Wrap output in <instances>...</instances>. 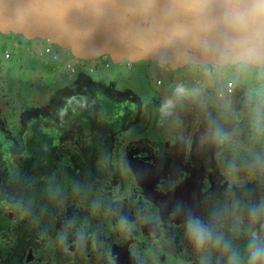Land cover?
I'll return each instance as SVG.
<instances>
[{"label":"flooded vegetation","instance_id":"obj_1","mask_svg":"<svg viewBox=\"0 0 264 264\" xmlns=\"http://www.w3.org/2000/svg\"><path fill=\"white\" fill-rule=\"evenodd\" d=\"M4 50L0 64L8 60ZM71 58L76 64L66 66L68 77L97 69L107 77L105 56ZM49 60L45 66L53 71L58 55ZM124 61L130 69L133 62ZM191 69L204 72L212 100L236 94L237 80L221 84L209 65L181 67L178 84L197 88ZM110 77L116 86L125 84L117 88L110 113L80 95L54 100L53 109L40 110L44 115L25 119L19 150L9 148L0 120V264H229L232 250L245 257L250 232L264 237V211L251 216L264 204V132L244 134L236 115L224 124L206 116L211 101L200 104L197 95L172 115L155 116L143 92L128 89L130 78L120 71ZM156 85L163 82L157 78ZM67 88L74 95L83 84L70 79ZM97 122L109 131L101 163L87 150L90 126ZM93 161L97 170L89 177ZM43 185H50V198L33 205L29 193ZM189 215L200 218L220 244L197 250L186 235Z\"/></svg>","mask_w":264,"mask_h":264},{"label":"water","instance_id":"obj_2","mask_svg":"<svg viewBox=\"0 0 264 264\" xmlns=\"http://www.w3.org/2000/svg\"><path fill=\"white\" fill-rule=\"evenodd\" d=\"M224 17V0H211L203 20L180 12L175 0H0V34L55 43L76 59L108 56L115 64L143 60L171 69L215 65L198 40H218ZM201 24L214 28L205 33Z\"/></svg>","mask_w":264,"mask_h":264},{"label":"rangeland","instance_id":"obj_3","mask_svg":"<svg viewBox=\"0 0 264 264\" xmlns=\"http://www.w3.org/2000/svg\"><path fill=\"white\" fill-rule=\"evenodd\" d=\"M16 41H20V46L15 45ZM6 45L7 47L4 48ZM45 47L49 48L48 52L45 50ZM4 49L8 50L9 57L7 61L0 64V120L3 121L1 126L3 132L1 133H3L6 140L8 139L10 141L11 146L9 145V148H14L15 150L21 149L19 138L24 129L25 119L41 114L40 110L43 108L53 109L54 100L60 99L62 102H65L69 97L80 95L85 98V100L89 101V103H96V101H99L105 105L106 113H110L114 109L112 102L119 100L117 98L118 95L115 94V92L117 93V88L120 89L122 85H125L123 82H116L118 84L116 86V84L112 82L115 80L110 76L120 71L124 77L131 79L128 89H130L131 92L137 90L142 91L147 102H151V108L155 114V112H160L159 108L162 101L172 95L174 88L171 82L174 80V83H180L179 74L182 72L181 67L171 69L167 65H159L153 61L143 60L131 63L129 69L126 68V66H128L126 61L115 64L108 56H105V60L109 62L110 67L104 70V74L110 78L103 77V73L99 69L91 75L80 71L77 75L74 74L68 77L67 74H65V72L68 73L66 66L69 64H76L71 58V52L68 48H62L55 43H48L39 38L26 39L20 34L9 33L0 34V58H2V51ZM54 54H57L59 59L56 63L61 65H56L55 68H52V71L51 68L45 66V64L50 61L49 57ZM43 57H48V59L42 60ZM94 63L97 65L99 62L95 60ZM106 65L108 66V64ZM53 66H55V64H53ZM209 66L215 67V65ZM157 67L161 70L158 73ZM188 75L200 81L192 84H196L197 88L191 86V88L199 90L197 99L201 101L200 104L204 101H211L212 106H210V108L213 107V110H206V116L218 118L220 119V123L222 124L223 122L224 124L225 122L232 121V118L236 115L239 118L238 120L243 121L244 125L241 128V130H244L243 133L247 134V132H250V134H252L251 131H253V126L251 121L253 118V109L255 107V98L247 94V91L259 84L255 74L249 76L247 79L242 77L238 79L237 82L236 79L231 76H219L221 84H225L227 79L235 81V89L237 92L225 99L216 100H212L207 92L206 85L208 78L204 77L203 71L199 72L196 69H191V73ZM69 78L73 83L80 80L83 84V88H79V91L74 92L76 93L74 95L69 94L71 90L67 88L70 81ZM157 78L163 82L162 86L156 85ZM139 81H142L141 86L138 85ZM164 82H166V84ZM189 83L191 84L190 79ZM57 88L58 92L56 94L55 91H57ZM87 93H90L91 96H88ZM104 93H106L107 96H105ZM125 96L126 95H123V97ZM175 112H177V109ZM155 116H157V114H155ZM150 119L152 120L153 117ZM233 124L236 123L233 122ZM71 131L77 132L78 128L73 126ZM118 136L119 135H117L116 140L119 139L120 136ZM65 141L66 139H62L61 143ZM70 142L75 144L72 139H70ZM115 156L116 154L112 157L113 162L115 161ZM262 157H264V154ZM261 166H264V163H262ZM262 174L264 175V170Z\"/></svg>","mask_w":264,"mask_h":264},{"label":"clouds","instance_id":"obj_4","mask_svg":"<svg viewBox=\"0 0 264 264\" xmlns=\"http://www.w3.org/2000/svg\"><path fill=\"white\" fill-rule=\"evenodd\" d=\"M211 0H175V7L182 13L197 14L200 20L207 15ZM224 28L221 37L210 42L206 36L198 40L200 48L215 56V74L220 77L231 76L236 80L247 79L255 74L259 87L252 90L255 97L252 126L255 132H264V0H224ZM203 32L213 30L214 25H200ZM178 35H185L183 31ZM199 90L178 84L170 97L165 98L159 108L161 118L168 117L179 104L195 97ZM215 135V134H213ZM264 211L252 209L251 216ZM186 235L197 250L204 249L213 239L210 228L200 218L189 215L185 220ZM227 247V245H225ZM229 264H264V237L255 230L250 232L246 256L232 250Z\"/></svg>","mask_w":264,"mask_h":264},{"label":"trees","instance_id":"obj_5","mask_svg":"<svg viewBox=\"0 0 264 264\" xmlns=\"http://www.w3.org/2000/svg\"><path fill=\"white\" fill-rule=\"evenodd\" d=\"M34 135V132L31 133ZM90 134L92 139L88 142V153L91 155V159L96 160L98 162H102L105 160V156L107 155L109 149V140L108 135L109 131L106 129V126L102 122L92 123L90 126ZM33 138L30 136L28 143L32 142ZM49 150V148H48ZM89 159V158H88ZM97 167L95 162L88 163V167L86 171L89 177L92 174V171H96ZM51 195V187L50 185H43L34 188L29 193V197L33 200L32 204L36 205V199H44L50 198Z\"/></svg>","mask_w":264,"mask_h":264},{"label":"built area","instance_id":"obj_6","mask_svg":"<svg viewBox=\"0 0 264 264\" xmlns=\"http://www.w3.org/2000/svg\"><path fill=\"white\" fill-rule=\"evenodd\" d=\"M45 50L48 52V51H49V48L45 47ZM3 56H4L5 58H8V57H9L8 50H4ZM106 66H107V65H106ZM229 85H230V84H229Z\"/></svg>","mask_w":264,"mask_h":264}]
</instances>
